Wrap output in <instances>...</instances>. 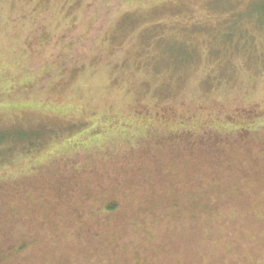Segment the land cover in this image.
<instances>
[{
  "label": "rangeland",
  "instance_id": "1",
  "mask_svg": "<svg viewBox=\"0 0 264 264\" xmlns=\"http://www.w3.org/2000/svg\"><path fill=\"white\" fill-rule=\"evenodd\" d=\"M263 7L264 0H0V144L11 136L17 138V146L23 134L59 136L45 143L39 156L18 157L7 171L0 168V179L11 175L19 181L8 186H14L9 191L0 190V200L11 196L8 204L20 229L22 222L37 218L36 198L45 193V201L51 203V189L63 181L60 176L53 180L48 170L42 175L24 173L38 163L53 164L52 169L59 167L65 179L73 180L74 201L80 204L84 198L80 239L74 227L66 226V264H264V207L262 217L242 208L233 226L234 214L230 220L221 215L218 226H193L189 219L177 223L172 208L178 198L164 187L167 209L158 212L160 222H150L146 214L150 223L133 227L130 216L136 209L130 202L137 194L134 206L142 211L141 195L148 194L159 175L152 179L160 162L157 153L135 147L137 154L132 155L129 145L121 147L118 129L136 111L141 116L150 113L142 102L151 103L148 95L154 93L158 100H170L165 106L171 110L160 111V119L176 124L179 120L193 130L196 117L203 115L202 128L226 131L217 135L233 138L215 147L224 148L232 161L227 173L232 182L221 186L244 184L241 177L251 174L250 166H264V29L262 20L246 14ZM226 27L236 29L228 33L231 44L223 38L228 36ZM212 36L215 39H209ZM247 39H255L257 48L238 47L233 52L237 40ZM211 51L215 57H210ZM184 113L191 115L184 119ZM90 138L95 143L89 151L77 150L85 146L78 143ZM102 145L115 151L106 157L105 150H98ZM181 149L165 147L162 154L175 158L174 166L191 163L181 170L196 181L193 154L182 155ZM211 179L204 178L208 183ZM1 183L6 187L0 181V188ZM245 186L239 187L240 202L246 207L264 205L259 186ZM225 199V194L219 197ZM111 201L119 207L103 217L106 220L100 211L96 218L88 215ZM232 207L226 202L221 208ZM140 229L146 232L139 234ZM2 237L0 257L14 243Z\"/></svg>",
  "mask_w": 264,
  "mask_h": 264
},
{
  "label": "trees",
  "instance_id": "2",
  "mask_svg": "<svg viewBox=\"0 0 264 264\" xmlns=\"http://www.w3.org/2000/svg\"><path fill=\"white\" fill-rule=\"evenodd\" d=\"M223 12H229V10ZM246 14L247 16H253L255 19H259V21L262 20L263 22L261 28L262 30L264 29V7L259 11L252 9L251 12H247ZM227 28L228 27H226L224 31L228 36L227 38L225 36L223 38L231 44L234 40L233 37L228 33L231 31H236V29L229 30ZM209 39H215V37L212 36L209 37ZM256 45L257 43L255 39H247L243 43L237 40L233 44V47H235L233 52L236 53L238 47H246V49L250 50L253 47L257 48ZM212 52L213 51H211V54H209L211 58L215 57L216 55ZM245 54H247V52H245ZM154 71L156 72V70ZM173 98H175V96ZM176 98L174 99L175 101L172 100L174 101V103L178 101V99ZM148 99H152V101L150 102L154 104L152 105L151 103L146 102H142V104H146L144 106L149 108L150 113L146 112L141 116V112L136 111L134 118L130 119V121H125L124 126L118 127V129L120 130V141L122 142L119 143L121 144V147L124 144L129 145V147L132 148L130 151L132 152V155L137 154L135 153V147H139L138 151H142L143 149L148 153L149 151L153 152V154L157 153L159 156L158 160L160 162V167H158L157 170L153 172V174L155 175V173H158V176H160L161 178V182L157 181L158 176H152V179L155 177L156 178L150 184L148 194L141 195L142 211L138 210L140 209V207L136 208L134 206L137 194L133 195L135 199L134 201L132 200L130 202V207L135 208L136 212L133 211V215L130 216L131 225L135 227L136 225L139 226L138 224H141V228H143L144 223L160 222L162 218L158 216V212L162 209H167L163 206L164 198L162 196L164 195V187H167L169 191H173L172 193H174L178 198L176 200L175 206H173L172 208V212H175L173 218L177 223H184L187 219H189L190 224L193 226H218L220 224L218 222H220L223 217L224 219L229 218L228 220H230V214H234L235 220L233 221L237 222L234 224L231 219L230 223L232 224L231 226H233L239 223L238 221L241 218L240 211L244 210L242 208H245L244 211L251 210L257 216L262 217V208L264 207V205L256 204L253 207H246L242 202H240V197L237 194L240 190L239 187L242 185H247L245 186V188L249 189L250 187L259 186V190L264 193V166H259L258 170L256 166H250L251 174L244 173L245 176H243V174L241 177V179L245 178L244 184L239 186L236 182L231 184H235L233 186L237 189L233 187L232 189L231 187L223 188V186H221L222 184L232 182L230 180L231 178H228L227 176V173L232 169V161L230 160V154L227 153L224 148L215 149V147H219L225 142H230L233 140V138L228 137L227 135H217V133L220 132V130L217 129L209 130L202 128L203 126H205V124L202 123L204 122V119H206V117H204L203 115H200V117H196V114L194 112H192L191 114L198 118V120L192 125V127L194 128L193 130L184 128L181 125L183 122H180L179 120H177L176 124V121H170V123L165 119H160V111L164 112L166 110H171L170 107L166 108L165 106L170 100H158L156 95L154 96V93L151 97L148 95ZM140 106L141 105H139V107ZM200 110L203 112V109L200 108ZM173 113V116L177 118L178 112L174 111ZM191 114L189 113L187 115ZM187 115L186 113L183 114L184 119ZM155 119L161 122L162 126H158L154 122ZM120 123H122V121H120ZM246 132L247 131L241 132L240 136L242 138H246ZM107 133L111 137L109 131ZM223 133H226V131H224ZM104 135H106V133H104ZM52 136V134H48L46 137L42 138L38 135L30 134V136H28L23 134L21 140L22 144L17 143V146L21 145L18 148L15 144H13V142L15 141V139L17 140V138H13L10 136L9 139H4L3 143L0 144V168L4 167V170L8 169L13 164L14 160L18 157L28 158V156L33 153L34 156H39L37 153L39 151L41 152V149L45 147V143H48L52 139L57 140L59 137L56 134H54L53 137ZM48 138L51 139L48 140ZM1 141L2 140H0V142ZM92 143H95V138H90V142L78 143L85 146H80L79 148H77V150L83 147L84 149L87 148V150L89 151L90 146L93 145ZM174 146L184 147V149H181L182 155L190 152L193 154L194 158H192V160H194V162H196L197 164V166L195 165L194 171V173H196V181H191L193 178H191L187 174L186 170H181L182 168H185V166H190L189 164L191 163L187 162L188 164L186 165L180 163L178 166H174L173 164L176 159L168 155V157L170 158L169 160L162 154L165 147L171 148ZM102 147H100L98 150H105L106 157H109L115 151V148H113L112 151V149H110L106 145H102ZM74 151H76V149H74L73 152ZM166 160H168L170 164H165ZM63 162L64 158H61L60 164H62ZM194 162L192 161V163ZM202 165H204L205 167H203ZM170 166H173L172 169L175 170L173 173L171 172L172 169H170ZM52 167H54L53 164H50L48 167H46V163H38V165L31 168V170L28 172L23 171L24 169L21 170L22 172H25V175H29L31 173L35 175L36 172H40V174L42 175L45 174L48 170V173H51V176H54V179L52 178L53 180H55V176H60L61 180L63 179V181H61V183H59L57 187L54 186L53 189H51L50 185H48L49 189L54 191L53 197L55 195V199L51 200V203L45 201V193H43V196L36 198L38 205V207H36L37 218H32V220L28 222L26 221L29 224V227L27 226L28 224L26 222L21 221L24 226V229L21 230L19 227V222H15L13 220L18 216L16 213H12L14 211H11V209H13L12 203L8 204L9 198H11L10 195L4 196L6 202H4V200H0V214H2L0 215V239L3 236L2 238H10V242H14L7 248L6 251L3 252V256L0 257V264H7V262L10 260L16 262L17 264H23V262H29V264H66V262L70 260V255H68V252L65 250L66 243L64 242L67 233L66 226H68L70 229L74 227V231H77V233L79 234H76V237H79L80 239L82 234L81 227H79L78 225H81L80 222H82V215L84 216V207L82 205L84 204V198L81 200L80 204L77 201H74V193L72 192L74 188L72 184L73 180L68 177L65 179V175L64 173H62L59 167H56L54 169H52ZM199 167L200 169L196 170V168ZM186 169L190 168L187 167ZM208 176L212 178L209 183L205 182L204 180V178H207ZM143 177L146 178L145 176ZM9 180H12V183H6V181ZM0 181L6 183V187L3 183H1V186L4 187H1L0 190L7 191H9L8 189H12L14 187L13 186L12 188H8V186L11 187L12 185H15L16 182H19L15 176L12 177L11 175L1 178ZM197 183L205 184L206 188L203 189L202 186H199ZM17 184L15 186H17ZM150 188L152 189L150 190ZM41 189L45 190L44 186H41ZM25 194H27V196L30 198V194H28V192L25 191ZM174 194L172 195V197H174ZM222 194H225L227 199L220 201L219 197H221ZM14 198L15 196L13 197V201ZM226 202H228L230 208L234 206L232 207L234 210H223L221 207ZM74 204H78L79 206L74 207ZM100 206V208L90 211L88 215L92 218H96L101 213L102 216L100 217L106 220V218L103 217H107L110 214L115 213L119 207V204L116 201H111L103 202ZM236 207L240 208L235 209ZM64 209L68 210V213L66 215L64 214ZM4 210L8 211L9 213H3ZM146 214L150 216V222L147 217L143 216ZM165 214L168 215V212L165 211ZM217 215L220 217V220L215 218ZM221 215L224 216L222 217ZM157 217H159L160 219H156ZM9 224H11L12 227L10 231L7 229ZM240 228L241 227H239V229ZM144 230L145 229H140L138 233H145L146 230ZM93 233H95V231H93ZM258 233H260V231ZM8 234H10V236ZM138 254L139 253L137 252V255Z\"/></svg>",
  "mask_w": 264,
  "mask_h": 264
}]
</instances>
